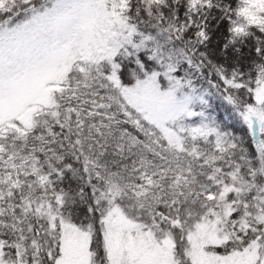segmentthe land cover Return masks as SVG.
Returning a JSON list of instances; mask_svg holds the SVG:
<instances>
[{
    "label": "snow or ice",
    "instance_id": "1",
    "mask_svg": "<svg viewBox=\"0 0 264 264\" xmlns=\"http://www.w3.org/2000/svg\"><path fill=\"white\" fill-rule=\"evenodd\" d=\"M0 264H264V0H0Z\"/></svg>",
    "mask_w": 264,
    "mask_h": 264
},
{
    "label": "trees",
    "instance_id": "2",
    "mask_svg": "<svg viewBox=\"0 0 264 264\" xmlns=\"http://www.w3.org/2000/svg\"><path fill=\"white\" fill-rule=\"evenodd\" d=\"M214 104L216 105V111L218 112V114L223 117L224 115V105L220 102V101H214ZM232 128L234 130H239V125L235 122H232Z\"/></svg>",
    "mask_w": 264,
    "mask_h": 264
}]
</instances>
